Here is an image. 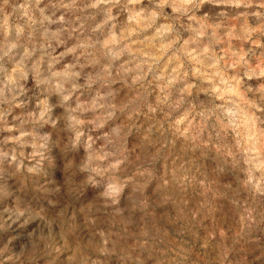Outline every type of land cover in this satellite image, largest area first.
Wrapping results in <instances>:
<instances>
[{"label": "clouds", "instance_id": "1", "mask_svg": "<svg viewBox=\"0 0 264 264\" xmlns=\"http://www.w3.org/2000/svg\"><path fill=\"white\" fill-rule=\"evenodd\" d=\"M0 264H264V0H0Z\"/></svg>", "mask_w": 264, "mask_h": 264}]
</instances>
